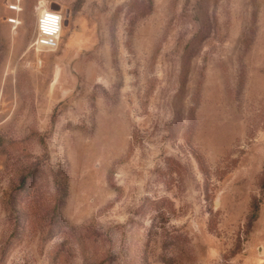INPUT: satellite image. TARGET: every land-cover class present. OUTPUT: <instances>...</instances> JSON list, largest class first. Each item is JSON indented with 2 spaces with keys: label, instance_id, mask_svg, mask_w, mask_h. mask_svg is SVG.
<instances>
[{
  "label": "rangeland",
  "instance_id": "rangeland-1",
  "mask_svg": "<svg viewBox=\"0 0 264 264\" xmlns=\"http://www.w3.org/2000/svg\"><path fill=\"white\" fill-rule=\"evenodd\" d=\"M39 1L0 0V264H264V0H41L37 52Z\"/></svg>",
  "mask_w": 264,
  "mask_h": 264
},
{
  "label": "built area",
  "instance_id": "built-area-1",
  "mask_svg": "<svg viewBox=\"0 0 264 264\" xmlns=\"http://www.w3.org/2000/svg\"><path fill=\"white\" fill-rule=\"evenodd\" d=\"M36 9L38 13L37 31L35 40L31 47L37 52L57 50L59 47L62 31V19L60 22V31L56 35H49L48 33L44 32L40 27V21L45 14L49 13L59 15L62 18L61 13L51 9L50 7H47L46 4L41 0L38 2ZM46 27H50V25H46ZM48 41H51V43H48Z\"/></svg>",
  "mask_w": 264,
  "mask_h": 264
},
{
  "label": "clouds",
  "instance_id": "clouds-1",
  "mask_svg": "<svg viewBox=\"0 0 264 264\" xmlns=\"http://www.w3.org/2000/svg\"><path fill=\"white\" fill-rule=\"evenodd\" d=\"M61 19L62 18L56 14H45L40 21V27L49 35H56L60 31ZM46 25H50V27H46ZM48 43H51V41H48Z\"/></svg>",
  "mask_w": 264,
  "mask_h": 264
},
{
  "label": "bare ground",
  "instance_id": "bare-ground-1",
  "mask_svg": "<svg viewBox=\"0 0 264 264\" xmlns=\"http://www.w3.org/2000/svg\"><path fill=\"white\" fill-rule=\"evenodd\" d=\"M11 9H13V10H17L18 8L14 6V7H12Z\"/></svg>",
  "mask_w": 264,
  "mask_h": 264
},
{
  "label": "water",
  "instance_id": "water-1",
  "mask_svg": "<svg viewBox=\"0 0 264 264\" xmlns=\"http://www.w3.org/2000/svg\"><path fill=\"white\" fill-rule=\"evenodd\" d=\"M53 8L59 9V6H56V7L54 6Z\"/></svg>",
  "mask_w": 264,
  "mask_h": 264
},
{
  "label": "trees",
  "instance_id": "trees-1",
  "mask_svg": "<svg viewBox=\"0 0 264 264\" xmlns=\"http://www.w3.org/2000/svg\"><path fill=\"white\" fill-rule=\"evenodd\" d=\"M101 264H103V263H101Z\"/></svg>",
  "mask_w": 264,
  "mask_h": 264
}]
</instances>
